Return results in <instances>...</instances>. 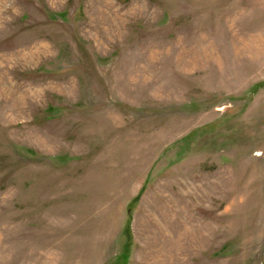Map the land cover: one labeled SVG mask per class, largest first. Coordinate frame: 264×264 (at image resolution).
I'll return each instance as SVG.
<instances>
[{"label": "rangeland", "instance_id": "rangeland-1", "mask_svg": "<svg viewBox=\"0 0 264 264\" xmlns=\"http://www.w3.org/2000/svg\"><path fill=\"white\" fill-rule=\"evenodd\" d=\"M0 264H264V0H0Z\"/></svg>", "mask_w": 264, "mask_h": 264}]
</instances>
